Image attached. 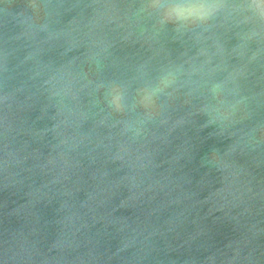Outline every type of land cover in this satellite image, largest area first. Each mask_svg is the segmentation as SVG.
<instances>
[{
	"label": "water",
	"instance_id": "1",
	"mask_svg": "<svg viewBox=\"0 0 264 264\" xmlns=\"http://www.w3.org/2000/svg\"><path fill=\"white\" fill-rule=\"evenodd\" d=\"M260 3L0 0V264H264Z\"/></svg>",
	"mask_w": 264,
	"mask_h": 264
},
{
	"label": "clouds",
	"instance_id": "2",
	"mask_svg": "<svg viewBox=\"0 0 264 264\" xmlns=\"http://www.w3.org/2000/svg\"><path fill=\"white\" fill-rule=\"evenodd\" d=\"M207 6L211 7V8L221 7V5H207ZM158 7L165 8V7H169V6L168 5H158ZM247 7L253 8V9L264 8V0H261V3L258 5L257 4H251V5H247Z\"/></svg>",
	"mask_w": 264,
	"mask_h": 264
}]
</instances>
